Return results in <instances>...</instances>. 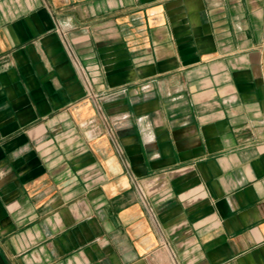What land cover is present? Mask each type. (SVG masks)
Segmentation results:
<instances>
[{
    "label": "crops",
    "instance_id": "1",
    "mask_svg": "<svg viewBox=\"0 0 264 264\" xmlns=\"http://www.w3.org/2000/svg\"><path fill=\"white\" fill-rule=\"evenodd\" d=\"M0 264H264V0H0Z\"/></svg>",
    "mask_w": 264,
    "mask_h": 264
}]
</instances>
